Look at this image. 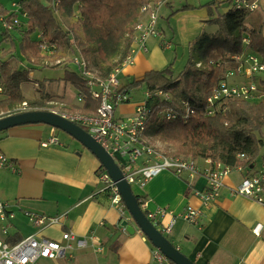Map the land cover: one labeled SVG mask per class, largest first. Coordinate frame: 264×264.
<instances>
[{"label":"crops","instance_id":"obj_1","mask_svg":"<svg viewBox=\"0 0 264 264\" xmlns=\"http://www.w3.org/2000/svg\"><path fill=\"white\" fill-rule=\"evenodd\" d=\"M174 1L164 2L163 7L168 9L161 14L158 35L147 41V52L135 43L130 45V49L138 51L134 65L124 67L119 75L120 87L130 97L129 103L116 110L119 120L133 116L137 106L145 100V89L131 87V83L170 66L179 73L189 57V45L202 34L213 35L218 31L217 25L209 23L207 9L198 8L201 4L195 0H180L181 5L175 6ZM226 1H220L222 4L218 7H224ZM184 5L197 9L173 14ZM261 10L264 8L252 14ZM140 22L146 23L147 16L142 15ZM165 23L166 28H163ZM256 23L251 16L249 24L257 26ZM212 26L216 28L210 30ZM164 41L171 44L170 49L164 47ZM126 45L122 47L123 52ZM139 92L142 96L135 100L134 95ZM79 105L78 97V104L71 106ZM54 130L60 144L43 147L42 143L50 139ZM0 152L15 169L0 168V202L10 203L14 213L8 234L3 233L5 224L0 223L1 241L16 244L35 234L62 241L65 232H72L79 238L92 235L94 242L86 249H76L64 259H40L37 264H157L152 259L151 242L130 217L122 220L118 209L111 205L110 194L102 191L103 185L98 179L101 163L81 143L63 139L57 129L48 125L26 124L0 133ZM263 155L264 149L256 171L264 165ZM199 165L201 169L207 167L204 160L199 161ZM244 176L240 171L228 175L219 198L208 205L198 195L208 184L202 172L180 176L162 172L148 180L144 187L133 185L132 191L137 198L146 199L145 212L168 211L164 217L157 216L161 226L175 220L171 233L164 236L195 264H264V205L231 193ZM187 207L202 213L200 225L180 218ZM26 212L65 218L61 224L39 229L30 223ZM125 221L134 229V234L123 231Z\"/></svg>","mask_w":264,"mask_h":264},{"label":"trees","instance_id":"obj_2","mask_svg":"<svg viewBox=\"0 0 264 264\" xmlns=\"http://www.w3.org/2000/svg\"><path fill=\"white\" fill-rule=\"evenodd\" d=\"M160 1L169 0H19L29 16L27 29L18 36L22 37L19 49L27 60L39 65L43 61L40 42L32 40V37L42 34L44 42L56 46L54 58L70 51L75 55H85L83 57L92 73L107 78L131 50L141 8ZM258 1L260 8H264V0ZM225 3L230 6V0ZM219 4L222 2L210 1L198 7L207 9L209 17L213 18L209 23L217 25L218 31L213 35L202 34L189 45V57L182 71L176 74L170 66L164 71L151 72L130 86L143 87L153 94L152 98L145 100L149 112L145 132L147 140L156 139L170 144L175 157L191 158L197 162L211 160L231 169L241 168L245 176L256 175L264 149V78L258 82L255 100L229 101L215 116L207 115L206 100L229 72L237 71L238 64L233 57L253 53L264 59L263 27L249 28L246 24L252 13L233 7L215 17L213 14L219 11ZM190 9L197 8L184 5L173 14ZM6 11V8L1 9L2 13ZM18 37L6 35L0 41V113H12L26 102L20 88L29 81V71L12 66V61L18 62L13 50ZM244 39L248 43H244ZM124 44L127 45L123 52ZM90 54L92 61L86 57ZM198 63L200 68L196 67ZM64 80L79 91L82 100L81 105L70 106L68 110L73 114L95 116L100 102L91 97L85 79L68 69ZM200 85L203 93L196 94ZM158 91L168 92L172 101L167 103L158 98ZM44 99L28 101L27 104L30 107L45 106ZM185 104L194 111L188 117H185ZM164 110L172 111L175 118L167 120L165 116H158ZM137 200L141 206L146 199L138 197ZM9 244L14 245L15 242Z\"/></svg>","mask_w":264,"mask_h":264},{"label":"built area","instance_id":"obj_3","mask_svg":"<svg viewBox=\"0 0 264 264\" xmlns=\"http://www.w3.org/2000/svg\"><path fill=\"white\" fill-rule=\"evenodd\" d=\"M214 1L220 2L222 0ZM164 5L165 3L160 1L147 4L141 8L140 14L141 16H147V22L139 21L135 26L133 36V43L137 44L140 50L147 52L148 39L158 35V22ZM230 5L236 10H246L251 13L260 8L258 0H230ZM2 8H6L8 11L2 13ZM28 21V13L22 9L18 2H12L9 6H5L0 1V41L6 35L17 34L26 30ZM42 37V34L36 35V39L40 42L43 60L52 59L56 53V46L47 44ZM244 43H248V40L244 39ZM163 44L166 49L171 48L170 43L164 41ZM137 51L138 49L136 48L131 49L127 57L107 78L95 76L88 61L79 54L74 55L69 64L74 66L75 71L77 70L76 73L85 79L86 87L91 97L98 100L100 106L95 116H86L80 113L62 114V116L80 127H86L84 130L92 136L120 167L124 179L131 186L139 184L144 187L148 180L166 171L177 176L185 173L202 172L208 184L207 188L198 195L203 203L208 205L219 198L225 178L234 171L242 172L241 168L231 169L220 163L204 160L207 163V167L201 169L199 162L191 158L171 156L152 146L145 137L146 120L149 115L145 100L153 97L150 92L145 91V100L137 106L133 116L123 120L116 118L117 108L130 102L128 93L120 87L119 75L124 67L134 65ZM64 60L57 61L61 63ZM233 60L238 64L237 71L229 72L226 79L220 83L206 100L208 116L218 114L229 101H252L255 100L256 94H258V82L261 78H264V59L256 54L247 53L235 56ZM196 67L200 68L201 64L198 63ZM1 93L2 89L0 88ZM156 96L164 99L167 103L172 101V96L168 92L158 91ZM81 101L79 97V102ZM184 106L186 109L185 117L194 113L188 104ZM34 111L44 110L40 107H30L27 102H24L21 107L15 109L8 116ZM8 116L1 114L0 119ZM158 116H165L167 120L175 118V114L170 110L161 111ZM59 144V138L54 130L53 135L47 142L42 143V146L47 147ZM5 167H11L15 171L13 163L0 152V168ZM98 179L103 185L102 191H107L110 194L111 205L118 209L122 215V220L130 217V220L133 221L123 203L117 184L110 178L103 166L98 171ZM231 193L264 205V165L258 174L244 176L242 182L233 188ZM140 207L147 219L158 231L163 235L171 233L175 220H172L166 226H161L157 219V216L164 217L168 214L166 209H160L157 212H145L146 202H143ZM25 215L29 218L30 223L39 229L61 224L65 218L64 216L46 217L30 212H26ZM201 215L202 213L199 210L187 207L180 215V218L187 223L200 225ZM13 219L14 213L11 210V204L0 202V223L5 224L3 227L5 235L8 234L9 223ZM122 229L126 231L125 228ZM91 242H94L92 235L91 237L79 238L72 232H65L62 236V241L52 240L43 236L38 237L37 234L26 237L14 245L0 240V264H37L40 259H64L76 249L88 248ZM98 250L102 251L101 247ZM152 259L157 264L169 263L166 256L156 248H153Z\"/></svg>","mask_w":264,"mask_h":264},{"label":"rangeland","instance_id":"obj_4","mask_svg":"<svg viewBox=\"0 0 264 264\" xmlns=\"http://www.w3.org/2000/svg\"><path fill=\"white\" fill-rule=\"evenodd\" d=\"M18 1L19 0H3V2H5L8 5H10L12 2H18ZM179 1L180 0H175L174 5L175 6L181 5ZM195 1L197 4H201L202 6L214 0H195ZM230 8H231V5L229 6L228 4H226L224 7L220 8L219 11L214 12L213 15L215 17L219 16V14L225 13ZM166 9H168L167 6L163 7L162 13H164ZM251 16H252L253 21L257 22L256 23L257 26H252L249 24V19L251 18ZM251 16L248 18L246 25L249 28L251 27L257 28L261 25L263 27V33H264V10H261L255 14H252ZM62 23H65V20H62ZM68 23L69 22H67V24ZM65 25L64 27L66 28ZM163 28H166V23L163 26ZM215 28H216L215 26H212L210 30H214ZM13 35L18 37L20 34L17 33ZM32 40L34 41L36 40V34L32 37ZM21 41H22V37H18L16 39V42H17L16 47L13 48V50H14L15 56L18 59V62L12 61V66L20 70L26 69L27 71H29L28 73L29 81L26 83H23L20 88L24 99L26 100V102L37 101V100L39 101V100L44 99L43 97H45L43 101L45 103V106L43 104V105H35L33 107H40L44 111L56 112L59 115H62V114L68 115L70 113V110H68V107H70L72 104L77 105L78 97H79V91L69 82L64 80L66 70L69 69V70L75 71L74 66L69 64L70 60L74 57L75 54H72V51H70V52L63 54L59 58L52 57V59L43 60L38 65V64H34L33 61L27 60V58L21 53L19 49V43ZM7 47L9 48V46ZM86 57L89 58L90 61H92L91 54L86 55ZM61 59H65V60L61 63L57 61ZM202 91H203V87L202 85H200V89L196 94H202L203 93ZM140 93L141 92L137 93V95L136 94L134 95L135 100L137 96H142V95H139ZM19 107H21V105ZM8 112H2L0 113V115L3 114V116H8V114H10ZM117 114H119V111L117 112ZM82 127L86 128L84 126ZM58 133L63 139H69L72 143L79 145V143L72 140V137L66 134L65 132L58 130ZM149 142L152 146L156 147L158 150L162 151L163 153L173 156L174 149L173 147H171L170 144H167L165 142H162L156 139L149 140ZM69 255L70 254H68V256ZM167 264H173V263L169 262Z\"/></svg>","mask_w":264,"mask_h":264},{"label":"water","instance_id":"obj_5","mask_svg":"<svg viewBox=\"0 0 264 264\" xmlns=\"http://www.w3.org/2000/svg\"><path fill=\"white\" fill-rule=\"evenodd\" d=\"M26 124L48 125L54 129L65 132L90 150L99 159L101 166L107 170L110 178L117 184L118 191L128 213L153 247L160 250L173 264H195L182 254L179 249L147 219L139 205L137 197L132 191V186L124 179L120 167L87 131L57 113L50 111H34L11 115L0 119V133L10 128ZM122 226L128 233L134 234V229L128 225L127 221H125Z\"/></svg>","mask_w":264,"mask_h":264}]
</instances>
